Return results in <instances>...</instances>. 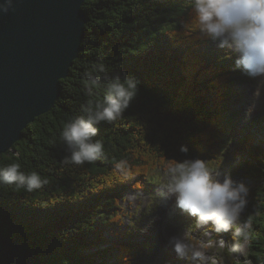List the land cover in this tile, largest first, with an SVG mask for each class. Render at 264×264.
Segmentation results:
<instances>
[{"label":"trees","instance_id":"trees-1","mask_svg":"<svg viewBox=\"0 0 264 264\" xmlns=\"http://www.w3.org/2000/svg\"><path fill=\"white\" fill-rule=\"evenodd\" d=\"M83 11L89 20L82 52L62 81L55 108L29 125L13 151L0 156V168L18 164L20 171L36 172L48 183L31 193L0 184V229L8 239H23L42 264H133V257L149 248L144 244L134 254L130 241L122 243L131 234L123 229L122 203L133 185L139 181L146 190L158 171L186 158L179 152L182 144L189 157L206 159L213 168L252 144L237 141L231 147L234 139L223 113L230 64L213 55L211 41L195 39L198 33L178 39L192 16L186 0H87ZM89 73L99 77L100 86L91 87ZM115 75L135 76L139 91L117 121L97 126L93 139L102 142L103 158L64 165L61 131L83 114L82 105L103 97V85ZM120 160H127L135 174L130 183L114 177ZM246 164V176L255 169V184L243 218L252 217L250 258L262 264L264 171H258L264 162ZM116 225L118 231L108 232Z\"/></svg>","mask_w":264,"mask_h":264},{"label":"clouds","instance_id":"clouds-1","mask_svg":"<svg viewBox=\"0 0 264 264\" xmlns=\"http://www.w3.org/2000/svg\"><path fill=\"white\" fill-rule=\"evenodd\" d=\"M191 6V20L178 30V39L208 40L220 49H227L235 58L234 65L243 78L256 81L244 115L250 119L264 96V0H186ZM14 10L13 0L0 3V12ZM229 57V58H231ZM103 71V68L100 69ZM91 87L101 85L99 77L87 75ZM135 76H112L103 85L104 95L93 103L81 106L82 115L73 117L61 131L66 166H82L103 158L104 146L94 140L102 122L117 121L132 105L139 91ZM88 95H92L91 88ZM184 159L167 166L159 187L144 195L139 181L127 194L124 221L129 227L142 217H152L141 229L147 232L160 207L174 206L167 213L171 220L177 213L192 223L174 234H164L168 248L184 264H226V257L235 264H251L247 259L253 238L252 217L243 218L249 204L250 186L233 178L231 171L215 170L206 159L189 157L187 145H180ZM116 180L130 183L134 172L127 160H120L113 168ZM48 181L32 172L25 174L18 164L0 168V184L22 187L31 193ZM198 233V234H197ZM231 234V240L224 236Z\"/></svg>","mask_w":264,"mask_h":264},{"label":"water","instance_id":"water-1","mask_svg":"<svg viewBox=\"0 0 264 264\" xmlns=\"http://www.w3.org/2000/svg\"><path fill=\"white\" fill-rule=\"evenodd\" d=\"M86 1L13 0L14 10L0 12V156L59 101L82 52ZM0 264L42 262L23 239H8L0 229Z\"/></svg>","mask_w":264,"mask_h":264},{"label":"rangeland","instance_id":"rangeland-1","mask_svg":"<svg viewBox=\"0 0 264 264\" xmlns=\"http://www.w3.org/2000/svg\"><path fill=\"white\" fill-rule=\"evenodd\" d=\"M209 50L218 59L225 60L230 64L229 75L231 80L228 83V91L225 94L226 101L223 113L225 120L229 123L230 136L234 139L231 147L235 149L236 146L239 145L237 144V141H239V143L251 141L250 143L252 144L247 150L238 151L236 154H233L232 152L229 153L224 166L214 169L223 172L231 171L233 178L237 177V180L239 178L245 183H248L249 186H252L255 184V179L251 175L254 174L253 172H255V169L253 172L252 170L249 171L250 173H248V176L250 178L247 180L243 179V175L247 173V161L254 162L258 165L264 162V96H262L257 110L253 113L252 117L246 119L244 112L251 101L256 81H249L241 76L240 70L235 68V58L231 57V53L227 49H220L211 42ZM260 168L261 170L258 171V174L262 175L264 166L261 164ZM165 171L166 169H161L157 172L153 179L154 183L143 191L144 195L147 196L153 193L155 189L159 187ZM126 203L127 201L122 203L123 208H125ZM173 206L174 200L170 201L167 207L158 208L153 214L157 219L151 227L148 228L147 232H141V229L148 225V222L152 217H142L133 227L124 224L123 229L131 230V234L122 239V243L127 244L128 241H130L128 244L132 245L134 248V254H136V248H139V246L141 247L144 244H149L148 249L143 250L139 256L136 254V257H133V264H184L183 261L177 260L175 254L168 248L164 234H174L183 227L191 225L192 221L187 217L179 215V213H177L171 220H168L167 213ZM119 229V226L116 225L112 228H108V232H116ZM224 239L226 241L231 240L227 234L224 236ZM247 259L251 261V264H258L250 258L249 252ZM228 262V258L226 257V264H228Z\"/></svg>","mask_w":264,"mask_h":264},{"label":"bare ground","instance_id":"bare-ground-1","mask_svg":"<svg viewBox=\"0 0 264 264\" xmlns=\"http://www.w3.org/2000/svg\"><path fill=\"white\" fill-rule=\"evenodd\" d=\"M219 53H220V52H219ZM245 129H246V128H245ZM243 130H244V129H243ZM243 130H242V131H243ZM247 134H248V133H247ZM236 135H237V134H236ZM260 135H261V134H260ZM157 223H158V222H157Z\"/></svg>","mask_w":264,"mask_h":264}]
</instances>
